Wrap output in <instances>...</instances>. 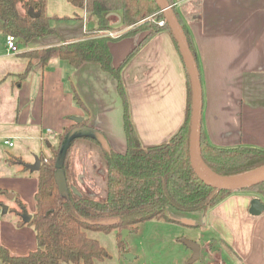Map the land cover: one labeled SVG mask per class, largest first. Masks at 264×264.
Instances as JSON below:
<instances>
[{"label":"crops","instance_id":"0c3cea01","mask_svg":"<svg viewBox=\"0 0 264 264\" xmlns=\"http://www.w3.org/2000/svg\"><path fill=\"white\" fill-rule=\"evenodd\" d=\"M192 1L178 0V6ZM202 2L201 20L188 22L199 54L202 128L216 144L264 147V0ZM46 13L54 32L27 44L19 43L18 53L8 51L0 20V87L6 85L10 95L0 102V188L14 191L32 205V215L38 176L10 158L18 156L26 164L34 163L35 158L6 154L5 147L38 140L42 149L47 143L45 151L49 154V146L57 143L56 136L73 123L72 117L85 116L74 101L72 87L91 111L90 125L104 134L107 145L117 152L127 149L124 104L117 81L99 64L74 68L67 61L54 59L44 68L36 66L19 81L18 74L27 66L22 52L84 39L98 24L94 13L69 0H46ZM109 16L113 25L122 24L120 12H110ZM121 30H110L114 33L111 37L120 35ZM148 34L144 31L110 42L116 67L142 44L123 67V78L132 118L145 145L164 142L177 132L188 101V68L180 47L167 30L147 38ZM6 138L14 145L6 144ZM256 196L233 192L213 209L196 213L204 224L209 222L206 228L221 241L209 264L220 260L224 264H264V212L254 216L249 211ZM6 204L13 207L14 198ZM0 242L16 255L38 248L35 229L18 226L17 217L3 214L2 206Z\"/></svg>","mask_w":264,"mask_h":264},{"label":"trees","instance_id":"16d2710c","mask_svg":"<svg viewBox=\"0 0 264 264\" xmlns=\"http://www.w3.org/2000/svg\"><path fill=\"white\" fill-rule=\"evenodd\" d=\"M73 5L85 7L97 16L95 30L81 40L65 42L45 48L25 50V70L18 74L19 81L26 79L36 66L42 68L54 59L67 61L79 68L87 63H97L112 74L124 104V125L127 137L125 152H117L98 138L90 135L74 137L66 149L62 169L69 186V197L62 196L56 179L57 159L66 136L76 127L90 125L91 111L81 96L73 89L75 103L84 112L81 123L67 125L57 137V143L49 146V154H39L41 166L38 190L35 194L36 211L26 222L22 213L26 203L14 193L13 207L9 214L17 217V225L32 226L37 234L38 248L25 255L13 254L0 242V260L3 264H96L109 257L101 242L90 232L110 233L117 230L120 250H126L127 241L122 230L137 231L148 220H173L168 207L181 211H208L226 200L235 190L217 189L206 184L192 166L190 133L192 117V84L187 70L188 101L186 115L177 132L168 140L151 145L142 142L132 118L130 100L126 90L123 67L141 47L131 52L124 63L116 67L110 42L150 31L147 38L162 30L170 32L176 44L173 30L168 22L160 25L165 14L157 0H69ZM184 30L198 66L199 54L191 38L188 22L202 18V0H193L178 6V0H168ZM30 9L39 13L30 14ZM120 12L122 24H112L109 13ZM0 20L3 33L14 34L18 43L27 44L34 38L54 32L52 19L46 13V0H0ZM122 29L120 35L111 37L108 31ZM179 47V45H178ZM183 56V55H182ZM202 158L206 167L219 176H238L264 167V147L237 144L220 145L212 142L202 128ZM77 159L83 165L80 175ZM10 161L24 166L18 156ZM73 186L81 192H74ZM238 191L255 192L264 200V182ZM10 193L0 188V206ZM116 217L117 221L104 224L100 219Z\"/></svg>","mask_w":264,"mask_h":264},{"label":"rangeland","instance_id":"374dc122","mask_svg":"<svg viewBox=\"0 0 264 264\" xmlns=\"http://www.w3.org/2000/svg\"><path fill=\"white\" fill-rule=\"evenodd\" d=\"M5 84H9V82L7 81ZM5 86L2 85L0 87V102L2 99L10 98L8 89ZM3 111L6 112L5 110ZM1 143L2 140H0ZM33 144L36 146H33ZM42 147L43 149L41 148L40 141L36 140L29 144L18 142L14 148L7 146L5 148L7 149L6 154L13 155L20 153L23 157L34 159L33 155L40 154L42 150L47 153L45 151V147H48L47 143ZM77 169L78 173L82 175L83 165L79 159H77ZM250 174L240 175L235 178ZM236 192L258 195L255 192ZM10 193L15 192L10 191ZM4 198L7 202L11 203L13 201L8 195ZM262 201L264 200L262 199ZM26 205L28 213H33L32 205ZM167 212L173 220L153 219L141 223L137 231L122 230V237L124 233L126 234V250L128 252L120 250L117 230H113L110 233L90 232L92 237L98 239L105 246L109 254V257L97 261L96 264H209L210 260L213 259L214 251L221 248L219 237L214 236L213 231L206 228L209 222L204 224L202 220L196 218L195 216H198L196 214L198 212L181 211L171 206L168 207ZM99 221L109 224L116 222L117 218L109 217L100 219ZM190 242L197 243L200 246V257L195 262H191L194 251L189 246ZM211 247L212 249L209 250ZM127 253L132 254L136 258L127 257ZM186 255L189 258H185ZM0 264H3L1 260Z\"/></svg>","mask_w":264,"mask_h":264},{"label":"water","instance_id":"95a60500","mask_svg":"<svg viewBox=\"0 0 264 264\" xmlns=\"http://www.w3.org/2000/svg\"><path fill=\"white\" fill-rule=\"evenodd\" d=\"M161 6L162 11L165 14L166 22L170 25L175 38L178 41V45L184 57L188 72L191 78L192 84V117H191V133H190V154L191 162L194 170L199 175V177L208 185L225 190H241L243 188H249L264 182V167L253 171L255 173L247 178L230 180V179H217L210 176L204 166V161L202 158L201 152V138H202V112H203V90L201 83V76L198 68L197 61L195 59L194 53L191 50L188 39L184 33V30L172 8V5L168 0H157ZM30 14L33 17H38L39 13H35L30 9ZM72 120L77 123H81L84 120L82 116H73ZM81 135H90L98 138L103 144L107 145L104 134L94 128L89 126L76 127L66 136V139L63 143L62 150L57 159L58 170L56 171V179L60 188L62 196L69 197V186L66 179L64 170L62 169L63 158L66 152V149L69 146L70 141L77 136ZM34 163H27L26 167L31 171H38L41 166L40 157L36 155ZM206 165V164H205ZM250 174V173H247ZM244 175V174H243ZM240 176V175H238ZM223 178H234L237 176H221ZM73 190L76 194L81 195V192L77 187L73 186ZM9 198H14V193L7 194ZM9 211V205L4 204L2 206V213L6 214ZM250 213L254 216H259L264 212V202L260 197H254L251 200V206L249 209ZM32 214L28 213L25 210L22 213V217L26 222H29L32 219ZM123 240H126V234H123ZM189 246L193 249L194 255L191 259V262H195L200 257V246L197 243L190 242ZM127 257H132L130 253H127Z\"/></svg>","mask_w":264,"mask_h":264},{"label":"built area","instance_id":"2783aa9c","mask_svg":"<svg viewBox=\"0 0 264 264\" xmlns=\"http://www.w3.org/2000/svg\"><path fill=\"white\" fill-rule=\"evenodd\" d=\"M159 24L160 25L166 24V19L160 20ZM108 35L114 36V33L112 31H108ZM6 40H7L8 51L14 52V53H18L20 51V47H19V43H18V37L16 35L8 34L6 37ZM5 143L10 145V146L14 145L13 140L10 138H6ZM217 264H224V262L222 260H220L219 262H217Z\"/></svg>","mask_w":264,"mask_h":264},{"label":"bare ground","instance_id":"6f19581e","mask_svg":"<svg viewBox=\"0 0 264 264\" xmlns=\"http://www.w3.org/2000/svg\"><path fill=\"white\" fill-rule=\"evenodd\" d=\"M204 166H205V170H206V172H207L210 176H212V177H214V178H217V179H230V180H237V179L247 178V177H249V176L255 174V173H251V174L248 175V176H243V177H240V178H235V177H234V178H223V177H221V176L215 174V173H214L213 171H211L210 169H208V168L206 167L205 164H204Z\"/></svg>","mask_w":264,"mask_h":264}]
</instances>
